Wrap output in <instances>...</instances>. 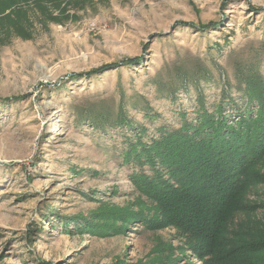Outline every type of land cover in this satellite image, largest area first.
Here are the masks:
<instances>
[{
	"label": "rangeland",
	"instance_id": "obj_1",
	"mask_svg": "<svg viewBox=\"0 0 264 264\" xmlns=\"http://www.w3.org/2000/svg\"><path fill=\"white\" fill-rule=\"evenodd\" d=\"M249 75L264 80V0H0V264H202L137 218L151 203L124 152L200 105H244ZM249 199L264 222V184Z\"/></svg>",
	"mask_w": 264,
	"mask_h": 264
},
{
	"label": "trees",
	"instance_id": "obj_2",
	"mask_svg": "<svg viewBox=\"0 0 264 264\" xmlns=\"http://www.w3.org/2000/svg\"><path fill=\"white\" fill-rule=\"evenodd\" d=\"M176 24L208 30L220 23ZM141 59L128 57L72 77L94 76ZM249 76L244 105L232 98L214 111L200 105L194 120L166 127L151 143L139 139L124 152V162L139 164L130 178L151 203L152 214L137 218L154 229L175 228L202 264H264V222L256 214L260 205L249 199L264 184V80L257 85ZM119 218L120 226L104 229L121 232L135 216Z\"/></svg>",
	"mask_w": 264,
	"mask_h": 264
}]
</instances>
